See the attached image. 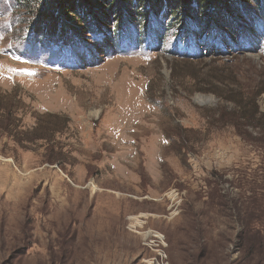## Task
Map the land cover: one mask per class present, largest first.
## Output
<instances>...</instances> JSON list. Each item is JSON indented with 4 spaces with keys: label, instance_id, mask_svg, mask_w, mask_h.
Wrapping results in <instances>:
<instances>
[{
    "label": "rangeland",
    "instance_id": "1",
    "mask_svg": "<svg viewBox=\"0 0 264 264\" xmlns=\"http://www.w3.org/2000/svg\"><path fill=\"white\" fill-rule=\"evenodd\" d=\"M159 1L0 0V264H264V0Z\"/></svg>",
    "mask_w": 264,
    "mask_h": 264
},
{
    "label": "trees",
    "instance_id": "2",
    "mask_svg": "<svg viewBox=\"0 0 264 264\" xmlns=\"http://www.w3.org/2000/svg\"><path fill=\"white\" fill-rule=\"evenodd\" d=\"M80 1L88 7L90 4L95 3L97 0H80ZM101 1L105 2L107 0H101ZM171 1H173L174 3L178 1L179 3L182 2L183 4H187V3L189 4L191 1L192 2L197 1L200 3L205 2V4L207 2L209 4H218L219 5L220 1L225 3L226 0H171ZM240 1H244V0H240ZM112 2H115V5L118 6V8L122 7V8H124V10H126V11H124L125 21H127V18H125V16L128 17V20H129V17L131 16V13H132L129 10V7L134 6V4L144 6L147 3V7H148L147 9H150L151 12H155V13H159L161 11V8H162V6L160 7V1L159 0H112ZM54 3L57 4L58 6H62V7L65 6V3L63 2V0H54ZM243 10L245 11L246 9H243ZM151 12H149V14ZM154 19H157V18L154 17ZM229 20H230L229 24L227 22H224V21L223 22L228 27L232 26L233 28H235V34H237V32L241 33L244 31V27H242V25L240 26V22H238V21L232 22V19H229ZM251 21H253V24H254L255 19L253 18ZM230 22L232 23L231 25H230ZM96 25L98 26L99 23L96 22ZM198 26L200 27L199 23H198ZM253 26L258 27L257 25H253ZM61 27L62 26H59L58 30L59 29L60 30L62 29L63 31L67 30V28H64V27L61 28ZM94 27H95V25H94ZM124 28L127 31L131 32L129 30V28H127V26ZM159 28L160 27L157 26L156 28H154V30H159ZM213 28H214L213 34L214 33L217 34L219 39L222 40V43L228 46L230 44V42L225 36V33H226L225 30L220 25H215V26L213 25ZM147 30L149 31V34L150 33H151V35L154 34V38H156L158 40L161 38V36L158 35L159 31H156V32L153 31L152 32L151 28H148ZM177 32H178V34L176 36L178 37V35H179L180 38H182V39L191 38V39H195V41H196V39L198 38V36H197L198 30H196V25L192 26V24H190L189 26H185L182 29L177 28ZM131 33H133L134 35L137 36V34L134 32L133 29H132ZM209 35H211V33H209ZM208 37H209V39H208ZM210 39H211L210 36H207V37L201 38L200 40L203 43L209 42L207 47H209V48L213 47L215 50L218 49V47H220V46H218L216 44H211ZM219 39H217V40H219ZM258 93H260V91H257L255 96L258 95ZM235 106L240 107L241 103L238 101L235 103ZM240 222H241V225L243 226V228L239 232V239H240V242L242 243V246L244 248V250H243L244 254L250 255V253H252L247 246L253 242L254 245L256 246V248L259 249L257 251V253L264 255V221H260L259 219H256V218L254 220L240 218Z\"/></svg>",
    "mask_w": 264,
    "mask_h": 264
},
{
    "label": "built area",
    "instance_id": "3",
    "mask_svg": "<svg viewBox=\"0 0 264 264\" xmlns=\"http://www.w3.org/2000/svg\"><path fill=\"white\" fill-rule=\"evenodd\" d=\"M171 194L172 196H170ZM165 196L171 200L170 202L171 205L169 206V210H170L169 215L174 216L175 214H177V211H178V204L176 203L177 202L176 200L178 198V192L175 189H170L169 191H167ZM173 201H176V202H173ZM139 215L140 214L131 215V216H128V218L130 219V221H134V222L136 220L135 216L139 218L140 221L141 219L146 218V217H142ZM141 222L144 223V220ZM143 223L141 224L136 223V225H133L134 226L133 231L142 234L144 244L146 245V247H148L152 252L154 251V255H151L145 258L143 260V263L144 264H166L165 263L166 256L163 254V247L165 246L164 235L158 230H155L152 228L143 229L142 228Z\"/></svg>",
    "mask_w": 264,
    "mask_h": 264
},
{
    "label": "bare ground",
    "instance_id": "4",
    "mask_svg": "<svg viewBox=\"0 0 264 264\" xmlns=\"http://www.w3.org/2000/svg\"><path fill=\"white\" fill-rule=\"evenodd\" d=\"M170 196H172V194H171ZM139 216H141V215H139ZM142 217H145V216H142ZM135 219H136V220H135V223L141 224L139 218H137V217L135 216Z\"/></svg>",
    "mask_w": 264,
    "mask_h": 264
},
{
    "label": "water",
    "instance_id": "5",
    "mask_svg": "<svg viewBox=\"0 0 264 264\" xmlns=\"http://www.w3.org/2000/svg\"><path fill=\"white\" fill-rule=\"evenodd\" d=\"M200 101V100H199Z\"/></svg>",
    "mask_w": 264,
    "mask_h": 264
}]
</instances>
